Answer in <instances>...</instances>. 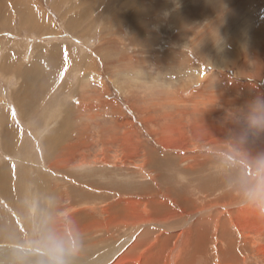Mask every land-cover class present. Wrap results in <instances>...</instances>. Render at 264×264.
Instances as JSON below:
<instances>
[{"label":"rangeland","instance_id":"obj_1","mask_svg":"<svg viewBox=\"0 0 264 264\" xmlns=\"http://www.w3.org/2000/svg\"><path fill=\"white\" fill-rule=\"evenodd\" d=\"M0 179L3 261L264 264V0H0Z\"/></svg>","mask_w":264,"mask_h":264},{"label":"bare ground","instance_id":"obj_2","mask_svg":"<svg viewBox=\"0 0 264 264\" xmlns=\"http://www.w3.org/2000/svg\"><path fill=\"white\" fill-rule=\"evenodd\" d=\"M88 4L91 2V0H87ZM43 74V73H41ZM46 75V74H45ZM65 145V144H64ZM59 155V154H58ZM65 155V154H64ZM53 167V166H52ZM3 180V179H2ZM1 181V179H0ZM2 183H0V186H1ZM3 187V186H1ZM4 189V188H3ZM63 191V190H62ZM2 192V191H1ZM50 192V191H49ZM66 192V191H64ZM3 194V193H2ZM65 195V194H64ZM48 197V196H47ZM62 198V197H61ZM49 200V199H48ZM12 203V202H11ZM14 204V203H13ZM198 218V217H197ZM191 219V215L187 216V219L185 220V223L184 225H181L180 228H178V231L182 232L183 236H185V233L187 230H185L186 228V225L188 223H190V220ZM204 222V219L203 218H200V219H194L193 220V223L194 226H195V229L194 231L197 232L198 230H201L204 226H205V223H202ZM162 226V225H161ZM49 227V226H46V228ZM177 228V227H175ZM45 229V228H44ZM49 229V228H48ZM162 229V228H161ZM163 230H168L167 228L166 229H163ZM170 231V230H168ZM121 233V232H120ZM117 234V233H116ZM165 235V234H164ZM179 238H181V234L179 236ZM184 238V237H183ZM159 239V238H158ZM23 241V238H22V235H21V232L19 231L18 227H17V224L16 222H14V218H11L10 216L8 217L5 213H3L1 210H0V244L2 246V244H4L6 246L7 243H4V242H11V243H20V244H24ZM137 241L133 244V246L130 248L128 254L124 259H121V261H118L117 264H129L131 261V263L135 264L134 262H137L138 263H141V257L140 256H134V252H137L139 251L138 248H140L141 250V247L143 246V244L145 243L146 244V241L148 240V234H145V235H141L138 237V239H136ZM156 240H157V237H156ZM144 244V245H145ZM12 246H15L13 244H11ZM0 246V247H1ZM4 246V247H5ZM62 246V245H61ZM7 247V246H6ZM11 247V246H10ZM124 247V246H123ZM122 246H120L116 251L113 250V251H110V253L106 252L107 255H104L102 254V257L100 256L98 258V260H95V264H108L109 262H113L116 258V256L119 254V252L122 251L123 249ZM116 248V247H115ZM17 249V248H16ZM18 252L22 251V255H18L17 253L16 254H13L11 256V254L13 252H11V254L6 255V257L10 258L8 260H5V261H12V262H17V261H23L22 264H48V261H49V258L47 255L45 254H40V253H37V252H28V249H23L21 247H18ZM0 252H4L2 249H0ZM29 253H34L35 255L33 254H30ZM21 254V253H20ZM38 254V255H37ZM138 254V253H137ZM76 255V254H75ZM82 255V254H81ZM86 255H88V252H85L83 253V256L84 258L86 257ZM77 256V255H76ZM75 256V257H76ZM134 256V257H133ZM78 258V256H77ZM135 258L136 261H133ZM80 259V258H79ZM128 259V260H127ZM103 260H107L105 262H100V261H103ZM3 260H0V263L2 262H5ZM72 261V260H71ZM76 261V260H74ZM81 262V261H80ZM65 264H77L76 262H67L65 261Z\"/></svg>","mask_w":264,"mask_h":264},{"label":"clouds","instance_id":"obj_3","mask_svg":"<svg viewBox=\"0 0 264 264\" xmlns=\"http://www.w3.org/2000/svg\"><path fill=\"white\" fill-rule=\"evenodd\" d=\"M44 254L49 258L48 264H65V250L60 246L51 247Z\"/></svg>","mask_w":264,"mask_h":264}]
</instances>
